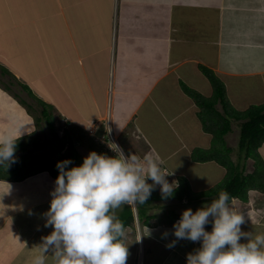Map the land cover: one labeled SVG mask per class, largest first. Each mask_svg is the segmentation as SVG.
<instances>
[{
    "label": "crops",
    "instance_id": "1",
    "mask_svg": "<svg viewBox=\"0 0 264 264\" xmlns=\"http://www.w3.org/2000/svg\"><path fill=\"white\" fill-rule=\"evenodd\" d=\"M0 60L15 80L55 107L50 120L38 125L36 114L0 87V135L23 139L27 151L32 142L44 141L45 149L56 144L61 154L70 146V155L85 156L95 143L83 127L108 114L128 151L151 152L176 175L187 173L182 176L193 190L205 191L223 179L226 168L212 165L215 160H194L193 151L210 148L213 135L204 129L200 107L184 84L211 97L213 85L201 69L205 65L224 81L235 109L264 103V0H0ZM217 105L223 111L222 103ZM44 121L64 129L65 136L50 129L45 137L39 128ZM66 132L72 142L61 147ZM17 150L14 157L24 153ZM190 165L200 172L206 168L211 182L194 187ZM55 180L47 170L18 181L0 180V264H32L40 254L43 238L53 231L45 227L44 214ZM167 200L180 215L191 209L192 201ZM250 201L247 213H264V193L252 191ZM179 220H152L135 240L126 230L129 264H173L175 258L176 264H187V254L201 248L202 241L177 240L173 225ZM240 228L253 238L264 235L260 223ZM45 260L53 264L50 253Z\"/></svg>",
    "mask_w": 264,
    "mask_h": 264
},
{
    "label": "clouds",
    "instance_id": "2",
    "mask_svg": "<svg viewBox=\"0 0 264 264\" xmlns=\"http://www.w3.org/2000/svg\"><path fill=\"white\" fill-rule=\"evenodd\" d=\"M20 87L38 107L36 99L39 97L33 89L29 85L27 86L29 89L21 85ZM30 91L37 98L30 96ZM24 100L28 104L31 103ZM40 108L39 106L38 109ZM50 115L47 118L43 115V118L37 116L39 121L37 117L36 121L40 124L44 118L50 120ZM93 119L83 127L84 132L98 140L104 137L103 141L107 144L109 142L107 127L116 134L108 114L101 120L99 127L92 131L89 125ZM102 126L105 127L104 132L99 134ZM56 133L65 136L64 129L62 132L59 129ZM17 139L19 138L0 135V164L8 165L15 162L14 151L18 148L15 146ZM117 139L121 148L114 144L110 146L112 149L108 144L106 147L112 157L90 151L86 157L84 156L82 165L71 168L68 167L72 164L69 158L77 162L81 158L68 153L70 146L63 149L62 153L69 158L57 162L59 175L55 180V188L50 193L52 196L50 208L44 214L47 218L45 227L51 226L53 231L43 238L40 254L35 256L32 264H46L45 257L49 253L53 264H129L128 248L123 242L126 230L131 231L133 224L141 221L143 228L138 229L139 239L146 226L139 217L137 203H146L154 187L162 194V198L156 200L168 198L173 190L180 186L182 175L178 176L170 171L164 161L155 158L151 152L142 155L139 152L128 151L118 135ZM62 141L71 143L72 138H67L66 135ZM252 191L254 190H251L250 194ZM212 198L214 199L210 205L203 204L204 206L195 213L190 208L184 210L182 216L178 217L180 220L173 225V234L177 240L202 241L201 248L187 254V264H264V235H255L253 238L252 234L243 233L240 228L242 224H251L255 221L251 223L244 221L245 215L237 213L229 203L230 196L227 191H221L218 199L208 196L201 199L206 201ZM173 199L178 198L173 197ZM233 199L237 201V205L250 203L253 206V203L249 202L250 198L248 201L236 197ZM178 200L185 202L184 204L190 202L186 197ZM154 202L150 205V209L155 206ZM124 205H130L135 210L133 224L126 226L117 216L119 214L117 210L120 212ZM150 209L148 213L153 215V218L148 225L154 224L152 220L160 221L158 208H156L157 212L153 213ZM253 215L248 213L249 217ZM209 217L213 218L211 232L205 230L206 225L212 220H209ZM241 237H246L248 242L240 243ZM174 244L175 241L168 247ZM136 264L141 263L138 261Z\"/></svg>",
    "mask_w": 264,
    "mask_h": 264
},
{
    "label": "trees",
    "instance_id": "3",
    "mask_svg": "<svg viewBox=\"0 0 264 264\" xmlns=\"http://www.w3.org/2000/svg\"><path fill=\"white\" fill-rule=\"evenodd\" d=\"M1 66V65H0ZM201 69L204 74L210 79L214 93L211 97H205L201 93L192 89L191 87L184 84V89L186 92L191 95L198 106L200 107V118L202 120L204 129L213 135L212 145L208 149H195L193 151V158L197 161H209L215 160L220 165L226 168L225 177L217 183L215 187L211 189L202 191L200 193H196L192 190L190 181L187 177L181 176V184L178 188L173 190L171 196L166 199H172L173 197L183 200L185 196L195 197L198 199L208 197H215L218 199L219 193L221 191H227L230 196V201L233 198H239L243 201H248L250 198V191L257 190L264 193V156L261 152V147L264 144V103L261 104H253L249 106L245 110L235 109L227 96L226 86L224 81L220 78V76L215 72L214 69L201 65ZM2 71L5 74H9L12 77L14 76L12 72L7 67H2ZM18 83L23 88H28L27 84L22 81H18ZM29 89V88H28ZM37 98L30 91V96ZM16 96V95H14ZM19 96V95H18ZM17 97V96H16ZM19 98H21L19 96ZM37 100V105L42 103L43 108L39 110V112L44 116L48 117L51 114V111L55 109L54 106L44 103V101ZM21 103L27 106L30 112L38 109L33 103L28 104L24 99H19ZM222 103L223 111L218 108V103ZM242 120L240 138H239V146H238V159L234 160L233 157V147L229 146L226 142V134L232 129V119ZM39 121V117H37ZM57 136V135H55ZM92 141L95 143V151L97 154H101L103 150L107 147V144L103 139H96L94 136H90ZM65 141H61L60 146L65 147ZM16 147L18 149H23L24 153L14 157L15 162L6 164H0V180H15L18 181L20 179L26 178L32 174L37 173L30 172L25 173L22 178H19L18 175L8 174L4 172L5 170H15L17 168V164L23 161L24 158H27L30 153L27 152V143L24 141H16ZM96 146L101 148V150L96 151ZM109 151V150H106ZM18 152V150H17ZM110 152V151H109ZM73 153V152H72ZM15 154V151H14ZM110 154V153H109ZM39 156V155H38ZM72 156V155H71ZM29 158V157H28ZM45 158V157H44ZM80 159V157H77ZM30 159V158H29ZM38 159V158H37ZM35 159L34 161H37ZM46 159H49L46 157ZM253 160V169L251 171H247V160ZM32 160V159H31ZM50 160V159H49ZM38 162V161H37ZM58 160H50V165H48V170L50 173L57 177L59 175V170L56 165ZM43 166H40L41 168ZM153 184V183H148ZM214 189V190H213ZM186 193V195H185ZM185 195V196H184ZM158 198H162V194L158 192L157 188L154 187V190L151 193L149 200L144 204L138 205V213L139 217L142 220L143 224L149 226L150 220L153 218V215H150L149 209L150 205ZM200 209V208H199ZM172 213L168 214L169 219L172 218L173 223L176 218L181 217L182 214L177 215L173 209L170 210ZM174 216H173V215ZM120 221L126 226L127 224H133L135 220L133 208L130 205H124L123 209L117 215ZM159 216V215H158ZM162 217V216H161ZM159 220L161 221L160 217ZM212 220L206 225V228H209L213 225ZM151 226V225H150Z\"/></svg>",
    "mask_w": 264,
    "mask_h": 264
},
{
    "label": "rangeland",
    "instance_id": "4",
    "mask_svg": "<svg viewBox=\"0 0 264 264\" xmlns=\"http://www.w3.org/2000/svg\"><path fill=\"white\" fill-rule=\"evenodd\" d=\"M1 62V60H0ZM1 65V63H0ZM2 67L3 65L0 66V87L6 91H8L12 96L16 95V96H20L26 100H28V102H31V103H35L31 98L28 97L26 91H24L23 89H21L20 85L18 84V81L15 80L11 75L9 74H5L3 71H2ZM5 67V66H4ZM18 98V97H17ZM29 98V99H28ZM36 104V103H35ZM39 108V106H38ZM40 109H36L34 110L33 112V115L36 114L35 117L39 116L40 118H43L42 114L39 112ZM21 114H22V111H21ZM46 119V118H44ZM233 120V119H232ZM234 121V122H233ZM232 121V129L229 133L226 134L225 138H226V142L229 146H232L233 147V159L234 160H237L238 159V146H239V138H240V130H241V124H242V120L241 121H237V119L233 120ZM39 125V123H38ZM41 132L43 131V134L44 136L46 137L47 135L49 136V131L51 129V131H53V133L55 134L57 132V128H55V125H52L51 127L49 125L46 124V122L44 121L43 124L39 127ZM47 132V134H46ZM41 134V133H40ZM40 136V135H39ZM67 138L71 137L72 135L68 132L67 133ZM69 140V139H68ZM47 142H44L43 143H39V142H32L30 144V148H31V151H27L28 153H30L28 155V157L30 158H24L23 161L20 163H18L16 166L17 168L15 170L11 169V170H5L4 172L8 173V174H13V175H20L19 178H22L23 175H25V173H30V172H40L42 170H48L47 168H39L40 166H42V164H49L50 165V160L49 159H46L43 156H46L48 158H51L53 157L54 160H58V161H64V160H68L69 156H66L65 154H63L61 152V154H59L58 152H60L58 146L56 144H52V148H49V149H45L44 148V145L46 144ZM70 143L67 141V144ZM129 145H130V149H133V143L132 141L129 142ZM123 146L126 148L127 146L125 144H123ZM127 149V148H126ZM101 150V148H98V146H96V151H99ZM107 149L105 148V150L102 151L101 154H105L109 157H112L111 154H109L110 152L109 151H106ZM128 150V149H127ZM261 150L263 151L264 153V144L262 145L261 147ZM80 158L81 160H79L78 162L75 160V159H71L69 158L71 161H72V164H70L68 167L71 168L73 166H80V164L82 165L83 163V159H84V156L83 154H79V153H76ZM76 154L74 155L75 157ZM40 155V156H38ZM88 154L85 155V157L87 156ZM38 158V159H37ZM32 159V160H31ZM35 159H37V161H34ZM177 163L176 165L174 166H179V160H176ZM218 163L217 161H214L212 162L211 164L216 166ZM247 171H251L253 169V160L249 159L247 160ZM219 164V163H218ZM190 170L191 172H189L190 176L192 177V180H193V184H194V187H201L199 186L198 184H201V183H210L211 182V178H206L204 176L205 174V171H206V168H202L201 169V172L197 169H194V165H190ZM217 167V166H216ZM183 175H187V173L185 172H182ZM181 174V175H182ZM225 177V176H224ZM223 177V178H224ZM217 184L214 183L211 187H209L210 189L212 187H215ZM192 187V186H191ZM194 188H192L193 190ZM214 190V189H213ZM194 192L196 193H200L202 192V190H199V191H196V190H193ZM186 195V193H185ZM184 195V196H185ZM186 197V196H185ZM214 199V198H212ZM186 200H189V201H192V203L194 202V204L191 203V209L193 212H195L197 209H198V206H204L203 204H211L210 201H206L204 203L202 202H199L198 198H195V197H190V196H187L186 197ZM159 206L156 207V205L150 209V212H157L156 211V208L159 209V211H162L161 213H158V214H161L162 217H160L161 221H158V222H161V223H166V224H170L172 222V218L169 219L168 217V214H170V212H166V214H163L166 210H171V209H174L171 207V203H170V200H165V201H159ZM234 204L230 202V204L232 205V207L237 211V213H241L242 215H245L244 217V221L248 222V223H251L253 221L255 222H260V225L262 227H264V213H261L259 216H256V215H253V217H249L248 216V213L246 211V206L243 205V206H240V205H237V202L234 200ZM180 204V203H179ZM261 205H264V201H261L260 203ZM169 205V207H168ZM239 206V207H238ZM134 208V207H133ZM136 208V207H135ZM176 209V208H175ZM183 209V208H182ZM119 210H117V213ZM135 211V210H133ZM135 213V212H134ZM250 214V213H249ZM248 216V217H247ZM255 217H257L258 219H256ZM172 224V223H171ZM256 224V223H254ZM247 227V226H245ZM140 228H143L142 227V223L141 221H136V223L133 224V227H132V239L135 240V237L137 236V232H138V229ZM145 228V227H144ZM241 232H242V228H241ZM135 236V237H134ZM125 245L127 246V243H125ZM135 255V253H134ZM176 261H179L178 258H175L174 261H173V264H176ZM140 263H143V261H140ZM171 264V263H169Z\"/></svg>",
    "mask_w": 264,
    "mask_h": 264
},
{
    "label": "built area",
    "instance_id": "5",
    "mask_svg": "<svg viewBox=\"0 0 264 264\" xmlns=\"http://www.w3.org/2000/svg\"><path fill=\"white\" fill-rule=\"evenodd\" d=\"M101 124V119H93L92 121H91V123H90V125H89V128L93 131V130H95L97 127H99V125ZM108 128V133H109V142L107 143L108 145H109V147L110 146H112V144H114V145H118L119 147H120V145H119V143H118V139H117V135L116 134H114L112 131H111V129H110V127H107ZM103 139H105L104 137H103ZM111 148V147H110ZM121 148V147H120ZM112 149V148H111Z\"/></svg>",
    "mask_w": 264,
    "mask_h": 264
},
{
    "label": "bare ground",
    "instance_id": "6",
    "mask_svg": "<svg viewBox=\"0 0 264 264\" xmlns=\"http://www.w3.org/2000/svg\"><path fill=\"white\" fill-rule=\"evenodd\" d=\"M79 41H80V40H79ZM80 42H81V41H80ZM81 43H82V42H81ZM81 43H80V44H81ZM84 44H85V43H84ZM84 44H83V46H84ZM88 44H89V43H88ZM83 46L81 45L82 48H84ZM88 46H89V45H88ZM85 47H87V46H85ZM89 47H90V46H89ZM91 48H92V47H91ZM87 50H88V47H87ZM87 52H88V51H87ZM78 54H79V53H78ZM84 55H85V54H84ZM79 59H80V58H79ZM80 63H81V62H80ZM81 66H82V64H81ZM194 68H195V66H194ZM192 69H193V68H192ZM193 70H194V69H193ZM197 72H198V71H197ZM198 73H199V72H198ZM193 79H194V78H193ZM193 79H192V80H193ZM199 79H200V78H199ZM194 82H195V81H194ZM198 82H199V81H198ZM197 85H198V83H197ZM199 85H200V84H199ZM195 86H196V85H195ZM191 106H193V105H191ZM191 108H192V107H191ZM127 239H128V238H127ZM125 242H126V241H125ZM127 248H128V247H127Z\"/></svg>",
    "mask_w": 264,
    "mask_h": 264
}]
</instances>
